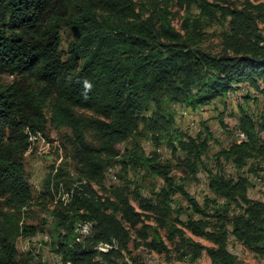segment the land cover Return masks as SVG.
<instances>
[{
  "label": "trees",
  "instance_id": "1",
  "mask_svg": "<svg viewBox=\"0 0 264 264\" xmlns=\"http://www.w3.org/2000/svg\"><path fill=\"white\" fill-rule=\"evenodd\" d=\"M173 2L199 12L200 18L184 20L183 33L168 18ZM257 2L244 0L235 6L230 0H0V264H16V240L30 232L20 224L32 203L23 155L30 138L45 136L48 128L70 131L67 140L77 171L69 184L62 186L55 173L43 186L46 196L54 198L52 191L62 189L66 195L51 211L52 244L62 264H127L123 253H129L130 242L139 244L125 224L140 225L137 234L145 248L166 256L170 252L157 227L166 230L180 259L195 261L204 252L210 264H239L228 250L230 237L264 258V202L247 195L249 174L264 163L263 115L254 120L242 114L237 131L246 140L217 154L237 173L235 178L214 176L209 181L208 188L222 204L214 200L210 207L207 202L200 206L174 184L170 167L155 159L144 162L163 187L150 198L136 189L131 192L140 211L131 203L126 180L114 188L104 185L109 161L120 155L134 160L128 145L140 125L155 141L168 132L173 123L170 103L196 109L234 86L259 89L264 37L258 23L264 21V5ZM217 17L225 25L222 48L210 53L201 47V27ZM60 31L74 37L65 55ZM3 76L13 79L4 83ZM174 142L184 152L178 169L194 175L205 142L182 135ZM122 164L125 170L127 161ZM175 194L199 217L188 219L184 228L210 247L169 224ZM84 224L90 225L89 239L82 238L78 225ZM149 232L152 238L146 241ZM98 244L109 248L99 251Z\"/></svg>",
  "mask_w": 264,
  "mask_h": 264
},
{
  "label": "rangeland",
  "instance_id": "2",
  "mask_svg": "<svg viewBox=\"0 0 264 264\" xmlns=\"http://www.w3.org/2000/svg\"><path fill=\"white\" fill-rule=\"evenodd\" d=\"M147 0H139L144 2ZM160 1V0H157ZM211 2L212 0H208ZM232 5L240 6L244 0H230ZM257 3L264 5V0H258ZM157 4V3H156ZM168 18L171 25L179 32L183 33L184 20L189 18H200L199 12L192 8L187 10L176 2L170 4L167 8ZM202 19V18H201ZM258 28L264 37V21L258 23ZM201 47L203 50L216 53L222 48V32L225 25L222 19L218 18L208 20L202 23L201 27ZM60 50L65 55L68 44L74 37L66 32L60 31ZM12 77L3 76L1 81L9 83ZM152 109V106H151ZM170 113L173 117V123L166 134L160 136L155 141L150 134L146 133L140 125V133L136 135L134 143L128 145V154H131L133 161L123 158V155L111 160L106 165L104 185L106 189L121 186L124 180L128 182L130 199L132 205L137 211H140L136 203L132 200L131 192L136 189L144 198H150L153 193L158 192L163 187V181L150 173L147 163L144 160L155 159L160 165L170 167V177L176 186L182 187L186 193L196 201L200 206L211 201L217 200L216 196L208 188L210 179L214 176H223L226 179L235 178L236 170L234 166L217 158L220 150L226 149L231 143H240L242 140L236 138V131L239 126V119L242 114L251 116L254 120L261 115L264 116V79L259 80V89H254L248 85H238L233 87L224 96L214 99L205 106L196 109L190 108L185 104H169ZM199 110V111H198ZM83 116L90 117V113H84ZM189 137L197 141L205 142V150L202 152L196 173L192 176L186 175L178 169L179 161L184 157V152L178 149L174 142L176 136ZM70 131L68 129L48 128L46 135L38 134L30 138V145L23 155L24 177L30 186L32 196L31 207L24 210L21 214L20 224L29 227V233L26 236H19L16 240L17 257L16 264H35L41 260L45 264H62L61 257L55 252L52 244V215L58 199H65L66 195L63 189L60 192L52 191L54 198L46 196V190L43 188L47 176H53L59 173L63 182L62 186L69 184L76 177V166L71 159L68 138ZM239 138L244 136L239 132ZM88 140H93L90 137ZM261 140V136L259 135ZM245 140V138H244ZM123 161H127V167L124 170ZM251 161L249 162V164ZM250 166V165H249ZM249 178V188L247 195L252 200L264 202V163L259 165L256 173H251ZM217 203L222 204L218 199ZM171 213L169 224L183 230L187 238L197 242L205 247L211 244L202 238L193 236L184 228L185 222L190 219H198L189 208L180 194L171 196ZM238 212V210H234ZM155 226L154 222H145ZM86 225V224H84ZM81 228L82 238L89 239L90 225ZM132 239L139 246L135 247L132 242L128 245L129 253L124 252L123 262L134 264L131 259L142 264H210L209 259L203 252L199 259L191 261L190 257L179 258V253L175 251L174 244L169 240L165 229L158 228V237L169 249V255L149 251L145 248L142 239L137 234L141 230L140 225L130 227ZM146 241L152 238V232ZM109 246L97 245L99 251L105 252ZM228 250L234 254L239 264H264V258L255 255L249 249L229 238ZM129 258V259H128ZM131 258V259H130Z\"/></svg>",
  "mask_w": 264,
  "mask_h": 264
},
{
  "label": "built area",
  "instance_id": "3",
  "mask_svg": "<svg viewBox=\"0 0 264 264\" xmlns=\"http://www.w3.org/2000/svg\"><path fill=\"white\" fill-rule=\"evenodd\" d=\"M199 111V110H198ZM236 138L238 139V140H244V138H239V131H236Z\"/></svg>",
  "mask_w": 264,
  "mask_h": 264
},
{
  "label": "bare ground",
  "instance_id": "4",
  "mask_svg": "<svg viewBox=\"0 0 264 264\" xmlns=\"http://www.w3.org/2000/svg\"><path fill=\"white\" fill-rule=\"evenodd\" d=\"M244 138H245V137H244ZM245 140H246V138H245ZM100 246H106V245L100 244Z\"/></svg>",
  "mask_w": 264,
  "mask_h": 264
}]
</instances>
